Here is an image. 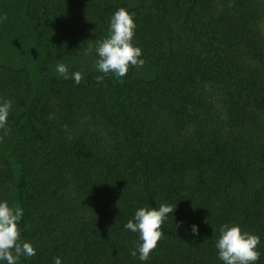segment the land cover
Segmentation results:
<instances>
[{"label":"trees","instance_id":"obj_1","mask_svg":"<svg viewBox=\"0 0 264 264\" xmlns=\"http://www.w3.org/2000/svg\"><path fill=\"white\" fill-rule=\"evenodd\" d=\"M121 7L144 66L63 79L56 63L97 60ZM5 14L0 36L40 54L0 61V202L36 249L18 264H223L224 224L259 236L264 264V0H0ZM161 204L175 211L141 261L125 225Z\"/></svg>","mask_w":264,"mask_h":264},{"label":"clouds","instance_id":"obj_2","mask_svg":"<svg viewBox=\"0 0 264 264\" xmlns=\"http://www.w3.org/2000/svg\"><path fill=\"white\" fill-rule=\"evenodd\" d=\"M6 19V14L0 16V22ZM135 29L134 15L127 9L121 7L112 15L108 36L98 40L95 46L98 56L95 67L103 74L96 77L98 83L109 75H114L120 80L127 75L130 66H144L145 60L140 58L142 49L133 43ZM55 71L65 80L73 79L77 85L83 80L82 72L69 73L68 66L64 63L57 64ZM11 107V101L0 103V129L4 130L5 134L10 131L7 122ZM174 211L173 206L161 204L158 209L142 207L135 212L134 220H129L125 225L127 230L138 233L141 241L136 250L131 252L133 257L139 253L141 261L150 258V253L163 236L162 225ZM23 215L21 207H12L7 201L0 202V261H5L6 264H18L21 257L30 258L36 255L34 246L20 239L18 223ZM192 232L198 235V226L193 225ZM259 244V236L243 231L239 225L224 224L219 229L215 247L223 264H256L260 259V253L257 251ZM54 264H62L61 258L55 257Z\"/></svg>","mask_w":264,"mask_h":264},{"label":"rangeland","instance_id":"obj_3","mask_svg":"<svg viewBox=\"0 0 264 264\" xmlns=\"http://www.w3.org/2000/svg\"><path fill=\"white\" fill-rule=\"evenodd\" d=\"M99 1H130L133 4H138V0H99ZM40 54L34 46H26L22 51H17L12 49L9 41L3 39L0 36V61L6 64L14 65L15 67L28 65L29 67L36 66V62L39 59ZM95 59L91 53L86 52L80 57H74L70 59H65L56 63L54 70L56 69L57 64L64 63L68 66L69 73L76 71L85 72L88 70L96 69Z\"/></svg>","mask_w":264,"mask_h":264}]
</instances>
